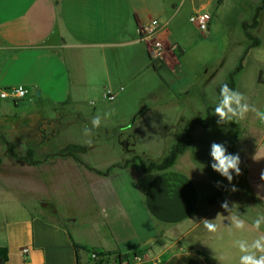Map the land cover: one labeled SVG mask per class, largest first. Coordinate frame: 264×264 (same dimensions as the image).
Instances as JSON below:
<instances>
[{
  "label": "crops",
  "instance_id": "obj_1",
  "mask_svg": "<svg viewBox=\"0 0 264 264\" xmlns=\"http://www.w3.org/2000/svg\"><path fill=\"white\" fill-rule=\"evenodd\" d=\"M226 1L0 0V93L18 86L30 92L22 101L0 98V123L12 122L9 132L0 131L8 143L22 137L25 153L16 161L0 143V247L8 251L7 264H91V251L132 255L131 264H238L233 241L258 233L230 236L221 203H234L248 225L264 214V123L249 112L218 125L213 114L217 87L241 60L235 90L264 110V25L251 29L259 46L247 49V40L239 48L198 108L190 103L191 88H183L185 101L170 96L174 75L163 77L153 67L147 36L158 20L157 37L175 43L183 13L222 11ZM183 58L171 60L176 69ZM227 61L221 59L222 67ZM97 115L101 124L94 129ZM195 121L194 142L174 166L141 171L134 159L160 163ZM212 142L240 156L242 174L233 173L231 184L211 168ZM121 145L127 147L122 160H111ZM241 188L249 200H231ZM218 213L221 231L212 236L199 223Z\"/></svg>",
  "mask_w": 264,
  "mask_h": 264
},
{
  "label": "rangeland",
  "instance_id": "obj_2",
  "mask_svg": "<svg viewBox=\"0 0 264 264\" xmlns=\"http://www.w3.org/2000/svg\"><path fill=\"white\" fill-rule=\"evenodd\" d=\"M259 2L260 0H227L222 11H209L213 17V23L215 22L211 33L200 32L196 26L190 22L189 19L193 13L188 15L187 13H183L179 21L178 29L174 32L172 31V38L176 40L175 43L173 41L165 42L159 38L156 39L162 43L161 57L157 61H151L157 69L163 70L160 71L161 76L167 77L170 73L174 75V82L169 86L173 90V92H169L170 96L174 94L177 98V102H179V100L185 101L184 98L180 96L181 93L185 92H183V88H191L190 103L196 108L199 107L198 100L205 92L210 90L213 83L220 81L226 76L227 69L231 66V61L229 60H231L239 48L246 43L247 38L243 26L246 25V31L251 34V29L255 27L253 22V17L256 12L255 8L258 6ZM258 21L264 25V11L260 13ZM152 43L153 41L151 44ZM224 57L225 59L228 58L227 62L229 63H224L222 67L221 59ZM182 58L183 60L180 67L178 65L179 68L176 69L175 64L171 62V60ZM209 68L213 69L212 74L207 73V69ZM169 93L166 95H169ZM203 123L204 122H202V124ZM0 128L3 129V131L9 132L12 129V122H8L7 125L6 121H3V123H0ZM3 131H0V143L2 141H4V143L6 142L5 148H8L16 161H21L22 159L20 156L22 154L25 155L22 151L23 138H16L15 135L12 137L13 139L16 138L14 143H8L4 138L5 133H3ZM35 131L40 133L38 129H34V133ZM19 135H29L33 137L31 133L26 134V132H24L23 134L22 131ZM121 148H124V150L121 149L119 156L112 157L111 160H122L124 152H127V147L125 148L122 146ZM137 148L141 150V146L138 147L137 145ZM26 159H30V157L28 156ZM138 159L141 158L138 157ZM138 159L136 158L134 161L138 162ZM109 161H106V164ZM63 178L68 179L69 177L63 176ZM237 198H242L244 201L249 200V196L243 188H241L240 192L233 195L231 200ZM210 200H212V198ZM229 203H231V201H229ZM93 254L96 255V258H92ZM119 256L123 257V263L126 262L131 264L134 262V257H132V255H111L97 251L90 252L91 264H119Z\"/></svg>",
  "mask_w": 264,
  "mask_h": 264
},
{
  "label": "clouds",
  "instance_id": "obj_3",
  "mask_svg": "<svg viewBox=\"0 0 264 264\" xmlns=\"http://www.w3.org/2000/svg\"><path fill=\"white\" fill-rule=\"evenodd\" d=\"M7 93H0V97L6 98ZM252 112L256 118L264 123V110L250 105L248 98L241 92L230 88L226 83L220 86L219 99L214 108V114L218 117V125H227L230 122H239L246 118L247 114ZM111 112L104 114L105 119L110 118ZM101 124V117L97 115L92 120V128H99ZM85 135H92V130L85 127ZM90 143V141H89ZM211 168L218 173L221 177L225 178L229 184L232 183L235 173L236 176L241 175V159L238 153H229L227 147L223 143L212 142L210 145ZM261 179L264 180V173L261 174ZM220 186V182H217ZM232 192L238 189L233 185L230 189ZM234 203L229 206V201L225 200L221 203V207L229 212L227 217L223 219L229 221V225L224 227L227 233L233 236L235 232L255 231L257 236L251 240L245 238H237L233 241V246L238 250V264H264V232H260L261 226L264 225V214L257 216L251 225H248L238 211L234 210ZM222 217L217 214L214 220L203 218L199 224L203 225L206 232L212 236H217L221 231V224L216 221ZM223 257L219 260L223 261Z\"/></svg>",
  "mask_w": 264,
  "mask_h": 264
},
{
  "label": "trees",
  "instance_id": "obj_4",
  "mask_svg": "<svg viewBox=\"0 0 264 264\" xmlns=\"http://www.w3.org/2000/svg\"><path fill=\"white\" fill-rule=\"evenodd\" d=\"M262 10H264V0H262L260 6L257 7L256 12H255V15L253 17V22H254V25L255 26L258 25L259 13ZM243 29L245 31V36H246V38H247V40L249 42L247 49H250V48L255 47V46H259L260 41L257 38L253 37L250 33H248L246 31V25H244ZM153 67H155V66L153 65ZM242 69H243V60H241L239 66L233 72L230 73V75L228 76V79L224 83L220 84L217 87L218 92H219L220 86L223 85V84H225V83L230 88H232V89L235 90L236 77L242 71ZM261 78H262V73L260 74V79H259V82L260 83H262V79ZM211 110H212V108L209 109L205 126L210 121ZM197 123H198L197 121L196 122H192V123L188 124L184 128L183 132L180 133L177 136L176 141H175L174 145L172 146L171 151L168 154V156L165 157L164 160L161 161L160 163L150 162V163L146 164L141 159H138L137 158L138 161H139V164H140L141 171H143L146 174H153V173H157V172L164 171V170L169 169L172 166H174L175 163L177 162L178 158L193 144V142H194L193 131H194L195 125ZM28 156L30 157V160L33 161L32 160V153L31 152L28 153ZM224 190H225L224 187L220 188L213 195V197L216 198L217 196L222 195V193H223ZM81 248L82 247H80L78 245H75V249L77 251H79ZM126 256H129V255H126ZM8 258H9V255H8L7 249L0 247V264H7ZM122 259H123V257L122 256H119L120 263L123 262ZM78 264H82L80 262V260H79ZM87 264H90V263H87Z\"/></svg>",
  "mask_w": 264,
  "mask_h": 264
},
{
  "label": "built area",
  "instance_id": "obj_5",
  "mask_svg": "<svg viewBox=\"0 0 264 264\" xmlns=\"http://www.w3.org/2000/svg\"><path fill=\"white\" fill-rule=\"evenodd\" d=\"M212 19L213 17L210 12L198 11V12L193 13L190 16L189 20L193 25L196 26V28L200 32L207 33L210 30ZM151 24L153 26V29L150 30L147 35L148 38L151 40V42L153 41L149 49V56L152 61H157L161 57V52H162V43L161 41L156 40L158 39L157 34L161 28V25L158 20H153ZM1 93L8 94L6 98L0 97L1 99H11L13 101H22V100H25L29 96L30 92L26 87L18 86V87L11 88L9 90H3ZM113 98L114 97H108V100L112 101ZM23 252L25 254L28 252V250L25 249ZM92 258H96V255L93 254ZM136 259H139V258H136ZM120 264H130V263L122 262Z\"/></svg>",
  "mask_w": 264,
  "mask_h": 264
},
{
  "label": "water",
  "instance_id": "obj_6",
  "mask_svg": "<svg viewBox=\"0 0 264 264\" xmlns=\"http://www.w3.org/2000/svg\"><path fill=\"white\" fill-rule=\"evenodd\" d=\"M213 202H214V199L210 200V201L208 202V205L212 204Z\"/></svg>",
  "mask_w": 264,
  "mask_h": 264
}]
</instances>
